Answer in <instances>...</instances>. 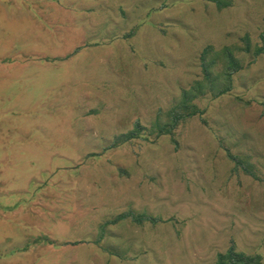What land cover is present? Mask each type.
<instances>
[{
	"label": "rangeland",
	"instance_id": "374dc122",
	"mask_svg": "<svg viewBox=\"0 0 264 264\" xmlns=\"http://www.w3.org/2000/svg\"><path fill=\"white\" fill-rule=\"evenodd\" d=\"M246 35L263 51L239 54L231 93L196 99L206 123L181 121L177 147L158 135L203 48ZM231 248L264 264V0H0V264H215Z\"/></svg>",
	"mask_w": 264,
	"mask_h": 264
},
{
	"label": "trees",
	"instance_id": "16d2710c",
	"mask_svg": "<svg viewBox=\"0 0 264 264\" xmlns=\"http://www.w3.org/2000/svg\"><path fill=\"white\" fill-rule=\"evenodd\" d=\"M216 3L219 9H222L228 5H232L233 0H210ZM242 44L224 45L219 50L215 49L212 44L206 45L201 54L200 62L202 67V77L200 79L193 80V83L189 87L182 88L181 100L174 102V104L167 110H161L157 116L155 122L158 135L169 134L171 140L179 145L176 139V128L179 123L191 116L199 115L203 122L206 123L204 114L207 112V105L205 108L200 107L196 103V99L205 96L207 93L211 94L212 97H217L224 93H231L234 87V79L236 74L244 68L242 62H240L239 54H250L252 60L254 61L257 56L263 51L262 48H258L257 51L252 50L250 46L248 36L242 37ZM80 48V47H79ZM75 50H78L75 49ZM237 99L243 100L241 95H235ZM251 101L248 100L247 103ZM143 129L139 123H137V128L134 132L125 135L126 137L137 136L139 130ZM120 142V140L118 141ZM227 156L232 159L236 164L239 162L237 155L232 154L230 150L227 151ZM245 169V168H244ZM235 170V169H234ZM253 170L247 169V173H253ZM126 214L118 215V218L125 217ZM147 220H157L156 217L147 214H140L136 220L144 221ZM114 220L108 221L113 222ZM37 240H40L38 238ZM45 241L53 242L51 239L46 237ZM28 245L23 247H16L15 250L27 249ZM259 256H246L244 254L236 252L233 248L229 249L224 253H219L218 259L215 264H249L255 263L259 264L257 258Z\"/></svg>",
	"mask_w": 264,
	"mask_h": 264
}]
</instances>
